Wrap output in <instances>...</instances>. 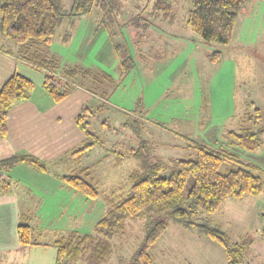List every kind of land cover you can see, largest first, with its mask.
Here are the masks:
<instances>
[{
  "label": "rangeland",
  "instance_id": "1",
  "mask_svg": "<svg viewBox=\"0 0 264 264\" xmlns=\"http://www.w3.org/2000/svg\"><path fill=\"white\" fill-rule=\"evenodd\" d=\"M72 1L61 0L64 12H69ZM117 1L121 8L111 26L105 25L102 11L94 9L91 15L73 18L74 23L68 21L59 26L47 48L60 64L56 75L60 74L61 68L77 67L93 72L106 71L118 82L119 58L113 47L116 43L128 47L135 63L114 92L110 105L98 113L96 106L102 104L99 98L87 116L88 128L103 145L72 157L70 165L64 163V170L59 171L69 174L88 168V178L101 193L114 190L117 195L126 193L129 188L127 176L136 161L119 155L136 146L138 139L123 123L127 122L130 111L142 107L141 113L149 121L144 120L141 126H144L145 135L151 132L148 141L154 148V158L163 162L194 158L196 152L187 149L183 139L176 134L190 135L198 145L209 149H217L219 145L240 156L236 162L224 160L221 173L243 167L246 163L259 165L264 173V155L257 156L260 152L249 153L225 145L227 132L237 131L244 115L253 113L254 109L248 105L251 102L261 110V121L256 127H264V0L241 7L236 37L226 47L219 43H205L191 32L185 19L192 0H172L174 19L171 24L150 14L155 0ZM137 14L143 15L150 23L149 31L138 45L135 44V30L129 24ZM66 36L68 40L64 41ZM5 41L8 43L4 47L9 46L14 51L15 44ZM218 50L224 57L217 67L210 63L207 54ZM234 55L245 66L246 71L240 75L237 71L241 65L234 60ZM233 114L234 118L229 119ZM104 120L108 130L100 124ZM154 122L164 127V133L154 128ZM145 135L141 137L148 139ZM263 140L264 135L261 143ZM74 197V201L67 194L54 193L44 197L46 200L39 214L41 234L37 231L34 234L37 242L52 244L58 236L70 230L95 233L93 227L106 210L103 197L88 202L79 195ZM33 211L35 216L36 210ZM210 219L222 227L231 243H238L241 239L252 241L246 256L247 264H264V238L261 234L264 229V194L247 196L240 201L225 200L220 211ZM37 224L33 218L31 226L34 228ZM143 224L144 221L140 220L126 222L124 234L113 238L114 253L107 264L129 263L144 236ZM153 250V264H227L224 250L216 243L175 225L171 220ZM25 255L24 260L16 257L12 264H55L56 254L52 247L34 246Z\"/></svg>",
  "mask_w": 264,
  "mask_h": 264
},
{
  "label": "trees",
  "instance_id": "2",
  "mask_svg": "<svg viewBox=\"0 0 264 264\" xmlns=\"http://www.w3.org/2000/svg\"><path fill=\"white\" fill-rule=\"evenodd\" d=\"M252 1L255 0H192L185 22L191 32L197 34L205 43H219L226 47L236 35L241 7ZM120 8L117 0H73L69 12L66 13L61 0H0V36L17 46L20 59L45 70L43 89L54 103L66 99L74 87L72 83L79 78L82 82L90 84L92 87L88 90L100 98L102 104L97 106L96 111L101 113L135 65L128 47L119 43L113 45L114 53L119 58L118 82L107 72H92L77 67L61 68L63 80L56 75V71L60 69L59 62L47 48L63 23L70 21L72 24L75 18L91 15L94 9H100L103 21L106 20L105 25L111 26L116 21ZM150 14L171 24L174 19L172 0H155ZM129 24L135 30V44L138 45L149 31L150 23L143 15L137 14ZM110 35L114 36V33ZM66 40L67 36L64 41ZM207 55L210 63L217 67L224 57L221 50ZM33 89L32 81L18 72L2 83L0 139H5L8 134L7 116L10 108L20 101L30 99ZM202 89L205 91L206 88L202 85ZM248 105L254 109L253 113L247 114L246 117L244 115L240 121L242 127H238L237 131L227 132L225 145L256 153L261 147L264 127H256L261 121V110L252 102ZM141 110L142 107L130 111L126 124L123 123L138 139L136 146L131 147L126 154L119 155L136 161V166L127 176L129 188L126 193L117 195L116 190L108 194L101 193L88 178V168L56 176L63 186L75 195L83 197L85 202L97 201L103 197L106 210L93 227L95 233H82L79 229L70 230L58 236L52 244L39 243L34 238L35 231L31 226L33 218L36 220L33 212L20 218L17 227L18 243L23 248H54L55 264H77L80 261L84 264H107L114 253L113 238L124 234L128 220H140L144 221V236L128 264H153V249L168 229L171 220L175 225L216 243L224 250L227 264H247L246 256L252 241L241 239L238 243H231L222 227L213 224L210 217L220 211L225 200L240 201L247 196L258 197L264 194V173L261 168L246 163L243 167L221 173L224 160L236 162L240 156L220 148L219 145L216 146L217 149L198 145L190 135L176 134L183 139V145L187 149L189 147L196 152L194 158H177L166 162L154 158V148L148 141L151 132L145 135L144 126H141L144 120H149ZM90 113L91 109L84 107L81 114L76 116V127L85 140L73 150L72 157L84 155L97 145H103L102 140L88 128L87 116ZM234 116L235 114L231 117ZM100 124L108 130L105 120ZM152 124L164 133L162 125L156 122ZM142 134L148 139L141 137ZM21 164L31 166L41 173L46 172L45 164L40 163L34 156L23 153L0 159V172L8 173ZM8 186L0 177L2 194H7ZM38 206L39 204L35 208ZM261 234L264 238V229Z\"/></svg>",
  "mask_w": 264,
  "mask_h": 264
},
{
  "label": "crops",
  "instance_id": "3",
  "mask_svg": "<svg viewBox=\"0 0 264 264\" xmlns=\"http://www.w3.org/2000/svg\"><path fill=\"white\" fill-rule=\"evenodd\" d=\"M5 43L8 42L0 36V88L5 80L18 72L32 81L34 89L30 99L20 101L10 108L7 116L8 134L5 139H0V159L23 153L34 156L46 166V172L42 173L23 164L8 173L0 172L1 180L9 185L7 194L0 192V264H12L16 257L24 260L29 249L18 243L17 227L21 216L36 210L38 226L34 227V231L41 234L39 214L46 200L44 197L59 193L67 194L73 201L76 198L56 176L65 175V172L61 173L59 170H64V163L70 165L73 150L85 140L76 127V116L81 114L84 107L91 109L99 97L88 90L91 89L90 84L87 86L86 82L77 78L72 83L74 87L69 96L60 103H54L43 89L45 70L20 59L17 46L12 51L9 46L4 47ZM50 54L54 56L52 51ZM235 59L238 62L237 55H234ZM238 64L241 65L239 72L237 71L240 75L246 70L243 63ZM58 76L63 79L61 74ZM257 152H260L258 157L264 155L262 147Z\"/></svg>",
  "mask_w": 264,
  "mask_h": 264
}]
</instances>
